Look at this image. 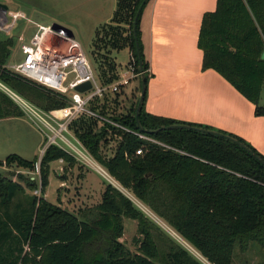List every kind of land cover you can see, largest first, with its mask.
Instances as JSON below:
<instances>
[{
	"label": "trees",
	"instance_id": "16d2710c",
	"mask_svg": "<svg viewBox=\"0 0 264 264\" xmlns=\"http://www.w3.org/2000/svg\"><path fill=\"white\" fill-rule=\"evenodd\" d=\"M141 1L115 0L109 21L94 29L90 51L95 75L103 84L118 79L121 67L113 52L124 48L135 70L143 71L144 95L137 116L140 127L135 119L138 96L127 111H117L120 93L107 92L101 97L102 103L96 97L88 106L166 146L99 123L84 113L68 123L69 130L122 189L173 228L210 264H231L235 245L244 249L249 241L258 243L264 254V164L255 157L264 161V155L236 134L153 115L144 109L149 64L140 21L150 0H145L134 23ZM11 44L10 38L0 39V81L26 96L37 94L5 68ZM197 45L202 51L201 68L217 71L254 104L255 115H264V105L259 102L264 84V0H216L214 10L202 16ZM137 79L140 91V75ZM38 93L47 100L45 108L67 104L54 95ZM20 115V108L0 90V118ZM174 123L227 134L253 154L221 136L162 128ZM111 141L116 144L108 156L105 149L110 150ZM58 159L68 165L77 163L65 150L47 146L39 158V195L27 192L20 182L0 172V264H160L159 253L166 264H201L177 244L158 249L159 235L151 231H158L157 226L109 182L99 204L75 212L46 200L43 194L49 163ZM4 161L33 169L37 159L29 161L10 154ZM26 186L33 189L36 183L26 178ZM123 216L137 220V230L142 234L137 252L118 240L123 233Z\"/></svg>",
	"mask_w": 264,
	"mask_h": 264
},
{
	"label": "rangeland",
	"instance_id": "374dc122",
	"mask_svg": "<svg viewBox=\"0 0 264 264\" xmlns=\"http://www.w3.org/2000/svg\"><path fill=\"white\" fill-rule=\"evenodd\" d=\"M107 3L108 0H0V5H8L14 10L23 11L25 14V17L17 18L14 27L9 33L0 31V39L10 38L12 42L9 56L5 62V68L6 65H12L22 60V54L17 36L21 34L25 37V39H28L35 31L37 27L36 25L39 23L43 25H52L53 23H57L71 29L74 37L79 41L83 52L90 60L91 40L94 33L91 30L92 24L98 18L101 19L99 20L100 22H107ZM113 56L121 67L119 74H122V72L129 74L128 64L132 63L133 65V60L131 58L130 62V55L128 54L127 49L124 48L119 51H115L113 52ZM8 71L16 74L19 79L23 80L30 87L34 88V91H36L37 94L33 92L26 96L25 94L10 88V86H7L23 100L41 109L42 111L47 112L58 107L45 108L44 105H46L47 100L46 98L42 97L38 91L54 95L66 101L65 97L60 93L47 90L25 78L24 76L14 73L10 70ZM135 79L136 77L131 78L133 85L136 83V81H134ZM126 90H123V92L120 93L121 98L119 102L122 103L123 106L120 104V107L119 109L117 108V111L122 112L127 107H129V100L126 99L129 98V93L126 92ZM138 94L139 93L135 91L134 99L137 98ZM105 98H107V96ZM101 99H99L100 101L98 103L103 102L104 99ZM259 102L260 104H264V84L261 88ZM15 104L23 112V109L16 102ZM105 117H107V115H105ZM95 119L99 123L102 122L100 119ZM112 121L116 122L114 119ZM103 122L110 124L104 120ZM46 133V129L42 126L41 122L26 112H23V115L20 116H8L0 118V161H3L2 165H0V172L8 175L12 180L20 182L25 187L27 192L36 195L40 194L38 170H36V164L34 165L33 169H27L16 166L15 164L8 165L5 163L4 158L10 154H17L29 161H33L34 159L39 161V158L42 156L45 150ZM64 135L72 139L73 134L69 130V127L68 132L64 133ZM115 144V141H111L109 143L110 150L108 147L105 149L106 154L108 153V156L111 155L112 150L115 148ZM91 159L94 161V164L83 163L76 160L77 163L83 165L84 168L75 163L72 167H70L71 169L68 167L64 170L62 169L63 163L57 161L51 162L48 184L44 191V197L46 200L56 204L58 199H60L64 203L63 205L68 207V211L70 212H72L73 209L74 211H77L78 208H86L88 205L94 206L99 204L101 202L105 186L109 182L106 177L108 174L102 164L93 160L92 157ZM53 170L55 171L53 172ZM58 172L66 177L65 183H63L66 187H59L61 185L59 180L60 178H58ZM20 174H22L24 178L21 177ZM26 178L35 181L36 187L33 189L27 188ZM112 184L122 189L118 183ZM122 190L130 197L136 208L141 210L142 213L157 226L158 231L152 228L151 231L154 234L159 235V240H156L158 249H160V247L163 245L168 246L171 243L177 244L193 259L198 260L201 264H210L195 248L191 246V244H189L177 232H175L173 228L167 225L158 216L153 214L131 193L124 189ZM121 222L123 226V233L121 237L118 238V240L122 242L124 246L131 252H137V246L142 237V234H140L137 230V220L123 216L121 217ZM136 239L138 240L137 242H135ZM158 257L159 260L157 261L160 262L157 263L166 264L163 261L165 259L164 255L162 256V254L159 253ZM231 264H264V254L262 248L254 241H249L247 247L244 249H240L239 245H235Z\"/></svg>",
	"mask_w": 264,
	"mask_h": 264
},
{
	"label": "crops",
	"instance_id": "0c3cea01",
	"mask_svg": "<svg viewBox=\"0 0 264 264\" xmlns=\"http://www.w3.org/2000/svg\"><path fill=\"white\" fill-rule=\"evenodd\" d=\"M215 5L216 0H150L144 8L140 30L149 64L144 109L153 115L236 134L264 155V115H255L254 104L217 71L201 68L199 28L203 14L214 10ZM114 8L115 0H108L107 21ZM99 20L92 24V32L104 22ZM134 81V85L131 82L123 89L129 93V107L136 100L135 91L139 93V80ZM54 161L63 163V170L75 164L68 165L62 159ZM58 175L59 187H66V177L59 172ZM107 179L117 184L109 175ZM56 204L68 210L60 199Z\"/></svg>",
	"mask_w": 264,
	"mask_h": 264
},
{
	"label": "built area",
	"instance_id": "2783aa9c",
	"mask_svg": "<svg viewBox=\"0 0 264 264\" xmlns=\"http://www.w3.org/2000/svg\"><path fill=\"white\" fill-rule=\"evenodd\" d=\"M18 17H25V14L20 10L12 9L8 5H0V31L9 33ZM36 26L35 31L28 39H25L21 34L17 36L22 60L12 65H6V68L47 90L60 93L65 97L67 104L45 112L23 100L1 81L0 90L15 101L23 109V112L30 114L41 122L47 132L45 148L49 145H55L70 153L76 160L92 164L94 161H92L90 154L80 141L74 135H72V139L64 135L68 132V123L80 113L107 121L118 128L166 146L112 121L88 106L92 99L101 98L107 92L120 93L130 84L131 78H137L143 71H136L134 65L129 63V74L122 72L120 77L112 83L103 84L95 75L90 60L74 35L53 28L52 25L39 23ZM146 71H149V69L147 68ZM85 81L90 82L87 89L81 92L75 90L77 84ZM35 164L36 170H38L39 161Z\"/></svg>",
	"mask_w": 264,
	"mask_h": 264
},
{
	"label": "water",
	"instance_id": "95a60500",
	"mask_svg": "<svg viewBox=\"0 0 264 264\" xmlns=\"http://www.w3.org/2000/svg\"><path fill=\"white\" fill-rule=\"evenodd\" d=\"M144 2H145V0H142L141 3L139 4L137 10H136V14L134 16V23H135L137 15H138V13H139V11H140V9H141V7H142ZM52 27L56 28V29H61V30L65 31L69 35H73L72 31L69 28L64 27L62 25H59L57 23H53ZM133 28H135V27H133ZM136 50H137V54H138V58H139V49H138L137 46H136ZM138 63H139V66L141 67V60L140 59H139ZM89 86H90V82L89 81H85V82L77 84L75 86V90L81 92V91H84L85 89H87ZM143 95H144V75H143V72H141L140 73V91H139V96H138V102H137L136 109H135V119H136L137 126H139V127H140V124L138 122L137 116H138V111H139V107H140V103L142 101ZM162 128H166V129H169V128L193 129V130H197V131H201V132H205V133H210V134H213V135H216V136H221V137H224V138H227V139L231 140L232 142H235L236 144H238L241 147H243L244 149H246L249 153L253 154V151L251 149H249L247 146H245L243 143H241L237 139H235V138H233V137H231V136H229L227 134H223L221 132H218L216 130H210V129H206V128H201V127L191 126V125L181 124V123H174V124L165 125ZM255 157L258 158L264 164V161L262 159H260L257 155H255ZM109 183L112 184L111 181H109ZM113 186L116 187L117 189H119L121 192H123L119 187H117L115 185H113ZM126 196H128V195H126Z\"/></svg>",
	"mask_w": 264,
	"mask_h": 264
},
{
	"label": "bare ground",
	"instance_id": "6f19581e",
	"mask_svg": "<svg viewBox=\"0 0 264 264\" xmlns=\"http://www.w3.org/2000/svg\"><path fill=\"white\" fill-rule=\"evenodd\" d=\"M100 170V169H99ZM101 171V170H100ZM105 175H107V174H105ZM108 177V176H107Z\"/></svg>",
	"mask_w": 264,
	"mask_h": 264
}]
</instances>
